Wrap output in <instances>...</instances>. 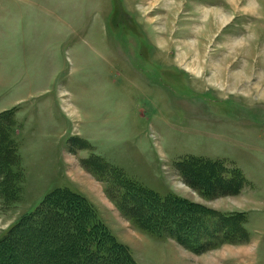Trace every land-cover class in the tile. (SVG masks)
Returning <instances> with one entry per match:
<instances>
[{"label": "rangeland", "instance_id": "obj_1", "mask_svg": "<svg viewBox=\"0 0 264 264\" xmlns=\"http://www.w3.org/2000/svg\"><path fill=\"white\" fill-rule=\"evenodd\" d=\"M0 132V238L70 189L105 261L264 264V0H0ZM125 185L202 216L150 223Z\"/></svg>", "mask_w": 264, "mask_h": 264}, {"label": "trees", "instance_id": "obj_2", "mask_svg": "<svg viewBox=\"0 0 264 264\" xmlns=\"http://www.w3.org/2000/svg\"><path fill=\"white\" fill-rule=\"evenodd\" d=\"M4 136L0 132V190L10 194V189L15 186L11 169L15 156ZM201 161L208 162L209 160L191 159L181 164L202 166ZM204 169L209 170L207 166ZM235 177L232 176L231 179L235 189H238L242 181L236 180ZM125 187L127 189L122 199H132L137 202L139 207L146 209L150 223L160 225L163 222L156 219L155 209L156 211L169 212L177 221L189 218L188 221L191 222L193 219L192 222H194L202 216L197 211H178L177 207L173 206L175 207L173 208L167 201H156L158 195L154 191L141 190L135 185L134 188L129 185H125ZM170 197L176 198L172 195H169V199ZM230 221H235V219L232 218L229 221L221 219L220 226L224 229L231 228ZM184 225L185 223L182 225V229ZM34 240L41 243L42 246L28 245L30 241ZM110 243L115 244L114 248L122 246L114 235L108 233L107 227L101 222L95 207L89 200L73 190L59 189L48 195L34 213L23 217L7 236L0 238V264H89L95 259H100V261L90 264H135L130 256L126 255L125 258L122 252H115L116 258L111 259L110 262L105 261L104 256L101 257L97 251L106 249ZM30 252L33 255L28 258L26 263L24 261L16 262L19 255L23 253L27 255Z\"/></svg>", "mask_w": 264, "mask_h": 264}, {"label": "crops", "instance_id": "obj_3", "mask_svg": "<svg viewBox=\"0 0 264 264\" xmlns=\"http://www.w3.org/2000/svg\"><path fill=\"white\" fill-rule=\"evenodd\" d=\"M78 191V190H77ZM81 195H83V196H85V197H88V196H86L82 191H78ZM89 198V197H88ZM90 199V198H89ZM93 202V201H92ZM94 203V202H93ZM93 205H95V203L93 204ZM96 207V206H95ZM97 208V207H96Z\"/></svg>", "mask_w": 264, "mask_h": 264}]
</instances>
